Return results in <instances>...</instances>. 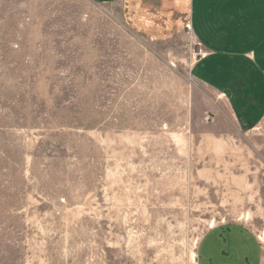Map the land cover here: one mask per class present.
Masks as SVG:
<instances>
[{
    "label": "rangeland",
    "instance_id": "374dc122",
    "mask_svg": "<svg viewBox=\"0 0 264 264\" xmlns=\"http://www.w3.org/2000/svg\"><path fill=\"white\" fill-rule=\"evenodd\" d=\"M191 0H0V264H200L264 244V125L193 75Z\"/></svg>",
    "mask_w": 264,
    "mask_h": 264
},
{
    "label": "crops",
    "instance_id": "0c3cea01",
    "mask_svg": "<svg viewBox=\"0 0 264 264\" xmlns=\"http://www.w3.org/2000/svg\"><path fill=\"white\" fill-rule=\"evenodd\" d=\"M192 34L204 53L194 77L246 129L264 125V0H191ZM200 264H264V244L241 223L202 238Z\"/></svg>",
    "mask_w": 264,
    "mask_h": 264
},
{
    "label": "built area",
    "instance_id": "2783aa9c",
    "mask_svg": "<svg viewBox=\"0 0 264 264\" xmlns=\"http://www.w3.org/2000/svg\"><path fill=\"white\" fill-rule=\"evenodd\" d=\"M187 27L189 28V31L192 33V28H191L190 24ZM199 55L201 58L204 57L203 51H201V53Z\"/></svg>",
    "mask_w": 264,
    "mask_h": 264
}]
</instances>
